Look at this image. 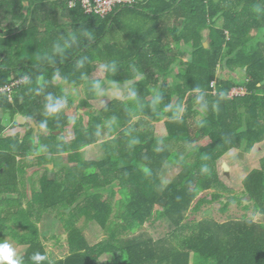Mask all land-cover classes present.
Returning <instances> with one entry per match:
<instances>
[{
  "label": "trees",
  "instance_id": "16d2710c",
  "mask_svg": "<svg viewBox=\"0 0 264 264\" xmlns=\"http://www.w3.org/2000/svg\"><path fill=\"white\" fill-rule=\"evenodd\" d=\"M60 26L68 29L65 40ZM171 42L176 50L191 46L193 59L170 57ZM107 57L131 62L143 75H120V82H134L128 99L91 112L88 99L99 96L92 73ZM224 60L242 74L221 78ZM13 83L10 93L0 92V113L9 120L0 117V239L13 234L26 246L23 264H32L35 252L47 255L43 264H98L105 253L113 258L103 264H264V223L187 221L201 194L223 189L222 155L264 142V0H133L105 14L70 7L69 0H0V89ZM67 86L88 88L87 97L76 104L79 95ZM234 88L246 95L231 98ZM49 97L67 98L72 114L64 107L49 114ZM19 115L35 127L23 134ZM157 122L166 136L157 135ZM70 127V142L54 134ZM9 128L19 130L8 135ZM102 132L105 157L84 160L81 151ZM29 156L45 167L31 197L19 189ZM168 165L181 172L165 185ZM243 186L255 210H264V162ZM211 196L194 211L223 193ZM47 214L68 232L71 252L60 260L39 230ZM80 219L96 222L108 237L90 247ZM152 220L168 221L172 231L159 238L142 231Z\"/></svg>",
  "mask_w": 264,
  "mask_h": 264
},
{
  "label": "rangeland",
  "instance_id": "374dc122",
  "mask_svg": "<svg viewBox=\"0 0 264 264\" xmlns=\"http://www.w3.org/2000/svg\"><path fill=\"white\" fill-rule=\"evenodd\" d=\"M206 35L209 33L208 31L205 32ZM191 59V56L184 57V60ZM219 76L223 79H230L231 77L238 78V74H234L233 71L228 67L227 60H224L219 69H218ZM242 74V73H241ZM94 79H98L101 81L98 83L97 91L98 97L94 99H88V102L92 106L93 111H99L107 104H109L114 99L119 100H127L130 94V90L127 87L123 89L116 86L115 87H108L103 82L106 79L105 74L101 71L96 70L94 74H92ZM241 77V75H240ZM138 79V78H137ZM102 83V84H101ZM128 86V83L125 84ZM67 92L71 93L72 95L78 94L79 96L76 98V104L79 103L82 99L87 97L88 88L80 87L78 90H72L70 86H67ZM71 89V90H70ZM90 90H93L90 88ZM77 91V92H75ZM63 107L68 109V114L71 115L69 108H71V102L65 98H61ZM86 111H80L81 114L85 116V123L88 122L89 118L85 114ZM3 114V113H2ZM5 122L9 121L8 118L3 114ZM19 122L21 124H26L27 120L23 117H19ZM4 124V123H3ZM156 126L158 128L157 135L160 137L166 136V131L164 128L163 122H157ZM19 129L9 128L8 135H16ZM27 130L25 131V133ZM24 134V132H23ZM58 137L62 134L67 142H70L73 138H75L74 128L70 127L67 130L61 132H55ZM115 138L114 136H109V139ZM60 139V138H59ZM108 139V133L102 132V135L98 137V140L91 145L87 146L82 150V154L84 155V160H91V162H99L102 158L105 157V150L102 142ZM233 151V150H231ZM227 152L219 159L218 162V175L220 178L221 184L224 186L223 189H212L209 191L204 192L200 195V197L195 200L194 205L191 210L188 211L187 221L192 220H203L205 218H213L218 221L224 222L229 219H252L259 223H264V210H255L253 200L247 195L245 192L243 181L248 176V174L254 170L261 169L262 163L264 162V142L262 144H258L253 146V148L249 149L248 152L240 151L245 154L244 158L237 159L238 151L235 152ZM66 157V156H65ZM74 159H77L75 156ZM41 160L37 157L29 156L22 160L21 165L23 166L20 170L21 182L19 189L24 192L26 190L27 196L31 197L32 186L35 182L38 181L40 175L45 172V167H38L37 164L40 163ZM74 162L66 163V166H71ZM41 165V164H40ZM224 165L229 169V176H227L226 171L224 170ZM52 167V165H50ZM25 169V170H24ZM181 172L180 168L172 167L168 165L165 168V171L162 176V181L166 185L168 182H171L178 174ZM33 178L32 181L29 179ZM34 181V182H33ZM33 183V184H32ZM30 188V191H29ZM216 191L222 192L223 197L218 199L214 202L206 203L200 211L195 212L194 207L201 198H211L212 194ZM17 195V194H16ZM15 193L8 194L7 197L15 198ZM104 195H110V193L105 192ZM230 201L228 206H225V203ZM27 206V205H26ZM225 208V209H224ZM89 234L91 240L102 241L108 237V233L103 230L97 223H90ZM142 231L148 232L150 235L154 236L155 238L162 237L172 231V227L166 220H152L149 221L143 226ZM40 231L41 234L44 236L47 234V237H51L54 234L60 239L59 241L57 238H50L49 239V248H56L57 257L62 255V251L55 247V244L64 243L67 244V234L60 228V225L56 221L48 220L47 216L45 217L44 221L40 224ZM133 235V234H131ZM6 238L15 248L19 257L25 252L26 246L19 245V239L11 234L7 235ZM68 246V245H67ZM110 258L109 254H104L100 258V262L104 263Z\"/></svg>",
  "mask_w": 264,
  "mask_h": 264
},
{
  "label": "crops",
  "instance_id": "0c3cea01",
  "mask_svg": "<svg viewBox=\"0 0 264 264\" xmlns=\"http://www.w3.org/2000/svg\"><path fill=\"white\" fill-rule=\"evenodd\" d=\"M63 13V12H62ZM63 15V14H62ZM64 16V15H63ZM62 17V16H61ZM62 19V18H61ZM61 21H63V22H65L66 23V20L64 19V20H61ZM62 27V28H61ZM61 28V29H60ZM58 30L59 31H61L63 34H60V33H58ZM57 33H58V35H60L61 37H62V39L63 40H65V38L67 37V34H68V29L66 28V27H64V26H60V27H58V29H57ZM206 34V33H205ZM207 34H209V33H207ZM208 36V35H207ZM209 40V38L206 40V41H208ZM44 47H46V46H43V48L41 49V51H43V49H44ZM171 48L173 49L172 51H168V50H166V51H168L169 52V56L170 57H174V58H177V56H179L180 58H182L183 60H184V57L186 58V56H191V59H188V60H184L185 62H188V61H191L192 59H193V54H192V47L191 46H188V45H184L180 50H176V48H175V46H174V44H172V42H171ZM45 50V49H44ZM121 61V62H120ZM120 61H118V62H115V61H112V62H110V60H109V58L107 57L106 58V62H101L100 64H96V68H94V71H96V70H99V71H101L103 74H105V80H104V84L106 85V86H108L109 88L110 87H115L116 88V86H118V87H120V88H124V87H127L128 89H129V84H130V86L134 83V82H130L129 81V83L128 82H124V81H122V82H120L119 80H118V77L121 75H128V74H134L135 73V71H132V69L134 68V65H133V67H132V64H131V62H129V63H126L124 60H120ZM131 67V68H130ZM139 67H140V65H139ZM138 68V67H137ZM135 68V70H137V73H135V74H137V75H139V80H140V77H141V75H143V73H141V72H139L140 71V69L138 68ZM142 69V68H141ZM177 69H178V67H175V65H173V69H172V67H171V70H172V72H175V73H177ZM139 70V71H138ZM94 71H93V73L92 74H94ZM235 75L236 74H241L242 73V71H238V72H233ZM93 76V75H92ZM92 79L94 80V81H97L98 83H100L101 81H99L98 79H94L93 77H92ZM138 79H136L135 81H137ZM164 80L162 79L161 80V84H162V82H163ZM126 83H128V86H126L125 84ZM102 84V83H101ZM172 84H173V79L172 78H170L169 79V81H168V85L171 87L172 86ZM129 97V96H128ZM3 114L2 113H0V117L1 118H3V116H2ZM23 117V118H25L26 120H27V123L25 124H21L20 122H19V117ZM15 123H18L20 126H22V127H20V129L22 130V132H24L25 133V131L27 130L28 131V129L29 128H31V127H35V124L33 123V122H31V121H29V119L27 118V117H25V116H23V115H19L17 118H16V121H15ZM14 124V123H13ZM28 125H30V126H28ZM24 126V127H23ZM233 151H235V152H237L238 150H236V149H233ZM233 151H231V152H233ZM82 152V151H81ZM240 151H238V153H239ZM47 216V218H48V220H50V221H56L59 225H60V228H62L63 229V231L68 235V232H67V230L64 228V226H63V224L62 223H60L59 222V220L54 216V215H50V214H47V215H43L42 216V218L38 221V226H39V230H40V224L44 221V219H45V217ZM90 223H92V221H85L84 219H80L79 221H78V223H77V226L85 233V235H86V237H87V240H88V242H89V245H90V247L91 246H93V245H96L99 241H96V240H91V238H90V234H89V229H90V226H91V224ZM94 223H96V222H94ZM41 232V231H40ZM41 237H42V240H43V242H44V245H45V247H46V249H47V251H48V253L49 254H51V257L53 258V259H57V260H60V259H63V258H65L66 257V255H68V254H70V252H71V245H70V243H69V241H68V236H67V244H64V243H60V244H55V247H57L59 250H61L62 251V255H60V257H57V253H56V248H49V239L50 238H57V240L59 241L60 239L54 234V232H53V235L51 236V237H47V234L44 236V234H41ZM68 245V246H67ZM105 254H109V253H105ZM104 255V254H103ZM110 255V258L107 260V261H109V260H111L112 258H113V255H111V254H109ZM106 261V262H107ZM112 261V260H111ZM105 263V262H104ZM98 264H103V262L101 263L100 262V259H99V262H98Z\"/></svg>",
  "mask_w": 264,
  "mask_h": 264
},
{
  "label": "built area",
  "instance_id": "2783aa9c",
  "mask_svg": "<svg viewBox=\"0 0 264 264\" xmlns=\"http://www.w3.org/2000/svg\"><path fill=\"white\" fill-rule=\"evenodd\" d=\"M133 0H69V6L75 7L78 3L82 5V7L87 12H97L101 14L109 13L115 8L119 7L122 4H129L132 3ZM20 83V82H19ZM19 83H13L6 88L0 89V92L3 93H10L13 88L19 84ZM246 95V89L245 88H234L230 92V97H240Z\"/></svg>",
  "mask_w": 264,
  "mask_h": 264
},
{
  "label": "clouds",
  "instance_id": "9594fccd",
  "mask_svg": "<svg viewBox=\"0 0 264 264\" xmlns=\"http://www.w3.org/2000/svg\"><path fill=\"white\" fill-rule=\"evenodd\" d=\"M49 101L46 105V111L49 114L58 113L62 109L63 104L60 101L53 103L51 97H49ZM46 260H48L47 255L41 252H35L31 256L32 264H43ZM0 264H23V258L18 256L7 238L0 239Z\"/></svg>",
  "mask_w": 264,
  "mask_h": 264
},
{
  "label": "water",
  "instance_id": "95a60500",
  "mask_svg": "<svg viewBox=\"0 0 264 264\" xmlns=\"http://www.w3.org/2000/svg\"><path fill=\"white\" fill-rule=\"evenodd\" d=\"M241 111H242V112H245V108H242ZM244 156H245V154H244L243 152H240V153L238 154V156H237V159H239V158H244ZM224 170L226 171L227 176H229V172H228L229 169H228V167H226L225 165H224Z\"/></svg>",
  "mask_w": 264,
  "mask_h": 264
}]
</instances>
